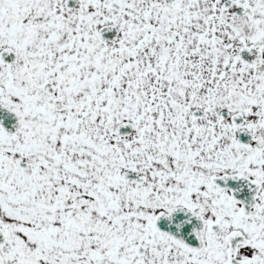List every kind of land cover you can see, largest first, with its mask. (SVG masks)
<instances>
[{
    "label": "snow or ice",
    "instance_id": "1",
    "mask_svg": "<svg viewBox=\"0 0 264 264\" xmlns=\"http://www.w3.org/2000/svg\"><path fill=\"white\" fill-rule=\"evenodd\" d=\"M0 264H264V0H0Z\"/></svg>",
    "mask_w": 264,
    "mask_h": 264
}]
</instances>
